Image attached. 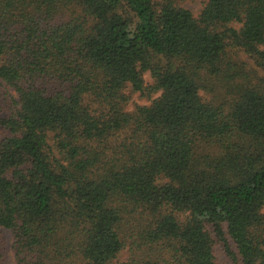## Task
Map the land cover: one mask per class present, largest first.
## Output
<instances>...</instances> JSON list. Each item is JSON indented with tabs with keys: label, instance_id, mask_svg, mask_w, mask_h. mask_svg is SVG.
<instances>
[{
	"label": "trees",
	"instance_id": "trees-1",
	"mask_svg": "<svg viewBox=\"0 0 264 264\" xmlns=\"http://www.w3.org/2000/svg\"><path fill=\"white\" fill-rule=\"evenodd\" d=\"M183 1L0 0V264H264V0Z\"/></svg>",
	"mask_w": 264,
	"mask_h": 264
},
{
	"label": "rangeland",
	"instance_id": "rangeland-1",
	"mask_svg": "<svg viewBox=\"0 0 264 264\" xmlns=\"http://www.w3.org/2000/svg\"><path fill=\"white\" fill-rule=\"evenodd\" d=\"M204 2H205V0H184L183 2H181L180 5L186 9L190 10L194 16H197L200 13V11L202 10V8L204 6ZM145 79L147 82L149 81L147 74L145 75ZM1 86L3 88H5L9 93L14 94L13 91L7 85L1 83ZM157 96L158 95H154L149 99V98H145V97H140L138 94H132L126 109L130 111L135 106L148 105L150 103V101ZM0 132H2L1 129H0ZM2 236L4 237L7 244L10 245L11 244V236H10L9 232L2 230ZM214 254H215V257H216L219 264H230L229 261L225 258L224 254H223V252L219 246L215 247ZM6 260H7L8 264H15L13 254L10 251V249L7 252Z\"/></svg>",
	"mask_w": 264,
	"mask_h": 264
}]
</instances>
